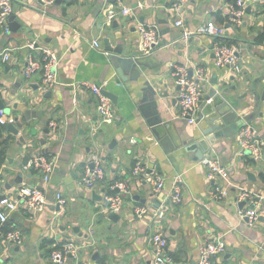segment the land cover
Returning a JSON list of instances; mask_svg holds the SVG:
<instances>
[{"label": "crops", "instance_id": "1", "mask_svg": "<svg viewBox=\"0 0 264 264\" xmlns=\"http://www.w3.org/2000/svg\"><path fill=\"white\" fill-rule=\"evenodd\" d=\"M55 1L43 7L31 0H11V16L18 28L8 35L0 29V54L13 49L10 62L3 64L0 58V101L14 120L18 118L10 126L15 127L19 119L25 122L17 135L8 125L0 127V141L6 143L0 197L17 198L20 189L35 185L47 199L39 213L29 214L21 206L8 216L7 228L18 232L20 240L8 244L0 228V264H52L54 249L68 243L74 246L75 256H69L66 264H152L150 238L157 231L167 239L173 264H197L200 246L215 237H222L226 251L212 264H264V205L257 220L249 224L241 218L245 205L238 201L239 193L246 190L264 196V150L262 160L256 162L239 154L237 133L231 134L232 130L204 134L205 123L187 124L179 117L176 85L178 69H185L191 79L202 72L199 119L202 106L209 103L205 97L215 88L211 84L215 77L218 85L225 84L223 90L233 95L232 102L240 105L238 115H254L247 124L264 143V101L253 111L254 98L241 99L253 86L257 95L264 91V3L249 2L243 14L233 20L227 8L233 4L231 0H191L184 26L178 28L170 13L174 0H123V6L133 14L111 20L107 12L112 10L113 0ZM219 16L227 18V23H219ZM206 24L223 29L218 38L236 49L240 73L215 67L216 38L195 34ZM149 26L159 29L161 47L146 57L149 68L140 70L146 80L154 82L156 108L152 102H143L142 82H123L104 54V40H108L111 48L121 44L126 54L146 55L139 28ZM184 31L193 34L185 39ZM94 42L99 48L93 47ZM28 43H33L35 50L25 48ZM41 49H50L58 59V85L47 91L41 86V73L29 80L23 76L29 55L42 60ZM80 83L103 86L117 97L111 124L99 126L98 101L78 86ZM233 87L235 91H231ZM163 111L162 123L169 125L170 137L162 131L155 138L146 121L155 120ZM50 123L57 125L55 133L50 131ZM92 154L102 161L105 176L93 189H87L80 181ZM37 157L53 165L47 183H42L41 173L32 165ZM206 157L221 163L228 173L226 180H207L201 164ZM137 164L154 168L162 177L160 191L148 173L133 176ZM175 178L181 181V202L172 206ZM117 182L128 186V194L123 196L119 220L112 222L106 197ZM56 193L65 201L58 217ZM136 208L147 212L137 218ZM160 213L164 216L158 220Z\"/></svg>", "mask_w": 264, "mask_h": 264}, {"label": "built area", "instance_id": "2", "mask_svg": "<svg viewBox=\"0 0 264 264\" xmlns=\"http://www.w3.org/2000/svg\"><path fill=\"white\" fill-rule=\"evenodd\" d=\"M35 3H40L43 7H47L54 3L55 0H31ZM191 0H174L170 7V13L174 18V26L182 28L184 26V13L187 5ZM114 6L112 10L107 12L108 20L115 18L117 15L131 16L133 13L130 9L123 6V0H113ZM263 4L264 0H236L227 8L233 20L240 17L246 5L249 3ZM12 15L11 0H0V29L5 35L9 34V18ZM193 33L183 32V38L187 39ZM196 35L218 38L223 35V29L211 24H206L199 27ZM139 35L141 38V46L145 54L151 53L153 47L159 43V29L156 26L140 27ZM93 47L99 48L97 42L93 43ZM25 48L35 50L33 43H28ZM13 49H5L1 54V62L6 64L11 61L10 52ZM42 60L37 61L29 55L27 64L23 71V76L29 80L34 74L41 73V86L47 91L55 85H58L56 77V69L58 59L50 49H41ZM107 55L106 53H104ZM215 57L214 64L216 68L228 67L233 73H240V68L237 65L236 49L234 47L222 46L217 44L213 48ZM203 82L202 72L198 71L196 79L188 78L185 69L180 68L176 74V85L179 88V117L189 125H197L199 108L198 104L201 99V83ZM75 87L74 84L72 85ZM78 86L83 87L94 95L98 101V119L99 126L111 124L114 120V106L111 101L103 96V86L92 83H80ZM14 119L5 110H0V127L12 125ZM50 131L55 133L57 125L50 123ZM236 142L239 146V154L245 155L254 161L262 160L264 143L260 140L253 126L246 124L236 134ZM202 166L206 169V178L208 181L226 180L228 178L227 170L221 163L212 157H206L201 161ZM32 165L41 173L42 183H47L53 172V165L44 157H37L32 160ZM133 176L148 175L153 177L151 182H154L156 191L163 188V179L159 176L154 168L137 164L133 171ZM105 176L104 167L99 156L92 154L89 156L83 167L81 176V185L87 189H93L98 183L102 182ZM179 178H175L172 188L170 203L172 206L178 205L181 202ZM264 187V186H263ZM114 194L106 197L108 203L106 211L108 213L119 214L122 211L123 196L128 194V186L125 183L117 182L110 187ZM17 198L2 197L0 200V228L7 222L8 216L23 207L29 214H36L43 210L47 205L45 193L38 186H25L17 194ZM238 201L245 205V209L241 212V218L247 219L250 223H254L259 215V211L264 205V196L255 194L252 190L241 191L238 195ZM54 205L59 211L56 217L62 213L65 201L60 193L54 195ZM144 208H136L134 215L137 218L146 214ZM164 214L157 215L158 220L163 218ZM8 244L19 243L20 236L18 232L11 231L4 236ZM150 244L153 248L152 264H173L167 251V239L164 235L157 231L151 238ZM226 251L225 243L222 237H215L207 240L200 246L198 250L197 264H212V260L222 256ZM69 256H75V248L72 244H62L57 246L51 253L50 261L52 264H66Z\"/></svg>", "mask_w": 264, "mask_h": 264}, {"label": "water", "instance_id": "3", "mask_svg": "<svg viewBox=\"0 0 264 264\" xmlns=\"http://www.w3.org/2000/svg\"><path fill=\"white\" fill-rule=\"evenodd\" d=\"M61 0H56L55 3L59 4ZM9 32H16V29L18 28V24L15 22V19L13 16H10L9 18ZM167 32V31H165ZM105 45V52L107 55L105 56L108 59V63L111 64L114 67L115 73L117 76L125 82L126 80L131 82H139L141 81L142 89L141 93L143 95V102L148 101L152 102L153 106L156 108L155 101L158 96V93L155 89L154 82H150L145 79L146 74L145 72L140 69L149 68L148 63L145 61L147 59L146 57L150 54L146 55H140L135 56L131 54H126L123 51V48L121 44L117 45L115 48H111L109 46L108 40H104ZM161 47V44H157L154 48ZM211 84L215 87L210 90L209 94L205 97V101L209 102L206 105L202 106L201 115L199 116L198 122L205 123L207 125L206 130H202V133L206 134L205 132L209 131H216V130H224L223 132L227 133L228 130H232L231 134H236L238 131L243 128L249 121L253 119V114L249 115H238V111L241 110V107L239 104H234L232 100L234 101L233 95H231L228 91H224L223 88L225 87V84L218 85L217 79L214 77ZM256 87H251L249 90V93L246 95H243L241 99L247 98L248 95H251L254 98V107L253 111H256V109L259 107V102L264 101V91L261 95H257L255 93ZM231 91H235V87L231 89ZM102 94L104 97L109 99L113 105H116L117 103V97L109 93L107 91H102ZM163 98H165L167 95L164 93ZM151 104V103H149ZM199 104H201L199 102ZM17 106H14V109H16ZM0 110H5L3 103L0 101ZM139 110H141V107H139ZM6 111V110H5ZM7 112V111H6ZM165 112H159L157 114V117L155 120H147V127L151 134L154 135L155 138H159L158 133L164 131V134L169 136V125L162 123V119L164 118ZM28 116V113H26V117ZM146 118L147 116L144 115ZM19 123L14 127L8 125V128L10 129V132L13 135L18 134V129L22 128V124H24L23 119H19ZM15 122H18V118L14 120ZM234 124H233V123ZM232 123V125H231ZM230 126V127H227ZM229 128V129H228ZM207 132V133H209ZM31 135H35V130L30 129ZM170 137V136H169ZM113 145V143H112ZM111 148V146H110ZM2 197H0L1 200ZM94 200L100 201L99 198L93 197ZM58 209V207H57ZM108 220L112 222H117L119 220V216L117 214H109ZM247 220V219H245ZM75 229L74 231H76ZM97 258V255L94 256V259Z\"/></svg>", "mask_w": 264, "mask_h": 264}, {"label": "trees", "instance_id": "4", "mask_svg": "<svg viewBox=\"0 0 264 264\" xmlns=\"http://www.w3.org/2000/svg\"><path fill=\"white\" fill-rule=\"evenodd\" d=\"M233 3L236 1V0H231ZM218 21L219 23L221 24H225L227 23V18H221L220 16L218 17ZM264 38V31H263V34L261 35V39ZM262 40H260L259 42H261ZM215 43L219 44V45H222V46H231V43H228V41H225L221 38H216L215 40ZM1 135V134H0ZM1 138V137H0ZM3 146L2 149L0 150V166L1 164L3 163V160H4V156H5V148H6V143L3 142V141H0V146ZM114 194V191H110L109 192V195H112ZM11 232V230H9L7 228V225L4 224L3 227H1V233L3 235H6L7 233ZM57 248V247H56ZM100 263V262H99ZM102 264V263H101Z\"/></svg>", "mask_w": 264, "mask_h": 264}]
</instances>
